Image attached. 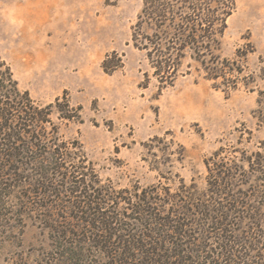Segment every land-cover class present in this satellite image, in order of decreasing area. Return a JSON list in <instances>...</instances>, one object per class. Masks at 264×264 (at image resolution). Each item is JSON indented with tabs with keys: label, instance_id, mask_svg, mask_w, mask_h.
Returning a JSON list of instances; mask_svg holds the SVG:
<instances>
[{
	"label": "rangeland",
	"instance_id": "rangeland-1",
	"mask_svg": "<svg viewBox=\"0 0 264 264\" xmlns=\"http://www.w3.org/2000/svg\"><path fill=\"white\" fill-rule=\"evenodd\" d=\"M234 2L220 66L207 72L187 57L168 85L133 45L143 0H0V58L21 92L41 107L53 105L58 137L86 159L81 166L69 155L46 179L23 165L5 177L0 264H68L61 245L84 249L87 264H121L89 244L79 202L94 191L117 193L105 206L124 215L127 232L108 239L116 248L142 229L127 219L133 195L159 205L207 193L210 160L237 169L232 189L241 207H231L227 232L207 235L210 241L200 227L188 230V240L177 237L182 257L264 264V0ZM64 99L79 110L71 121L62 118ZM49 166L37 165L41 172ZM78 170L85 177L73 179ZM160 212L167 217L168 210Z\"/></svg>",
	"mask_w": 264,
	"mask_h": 264
},
{
	"label": "trees",
	"instance_id": "trees-1",
	"mask_svg": "<svg viewBox=\"0 0 264 264\" xmlns=\"http://www.w3.org/2000/svg\"><path fill=\"white\" fill-rule=\"evenodd\" d=\"M234 10V0H143L141 13L133 28V45L146 53L155 76L163 84H173L187 57L200 63L207 72H213V66H220L221 58L218 53L227 30V21ZM208 76L212 78L213 75L209 73ZM64 100L67 115L62 118L71 121L78 117L79 110L72 109ZM56 107L62 116L64 111L60 110V100L56 102ZM53 108V105L41 107L31 99L29 93L21 92L9 66L0 58V222H4L7 213L8 184L5 177L17 174L19 166L32 169L36 167L40 172L37 174L46 179L51 171L67 164L66 157L69 155L76 157L81 166L86 161L81 150L76 152L58 137L56 127L50 120ZM46 162L50 165V171L41 172L37 165ZM220 163L210 160L206 164L209 173L207 193L193 191L187 197L184 195L187 203L183 197L177 201L178 196H175L157 205L149 195H133V203L131 200L127 203L131 207L127 219L134 218L136 226L142 229L137 238L122 241L116 248H112L108 239H121L117 234L127 232V227L119 219L124 215L115 216L105 212V206L107 202L114 203L119 199L117 193L114 198L111 195L113 193L107 191H94L88 198L84 195L86 202L79 203L85 207L81 209L78 206L77 209L81 217L79 220L82 219L83 222L85 219L89 226V244L92 242L93 248L108 253L110 258H116V263L121 264H130L132 260L139 264H212L211 260L204 257H197L195 261L182 257L184 252L178 249L180 246L177 237L182 240L190 239L187 232L195 227L201 228V235H205V240L208 241L211 239L207 235L227 232L230 218L236 215L231 207L240 208L239 201L242 197L232 189L235 178L238 181L237 169L227 168ZM242 174L241 171L239 177ZM71 177L82 179L85 175L78 170ZM166 210L167 217L160 219V211ZM169 234L173 236H167ZM147 241L150 244H145ZM201 241H198V245H201ZM163 243L169 248L158 247V244ZM61 249L62 257L68 264H87L89 261L84 259L88 257L83 252L84 249L66 245H61ZM196 254L197 252L191 251V255Z\"/></svg>",
	"mask_w": 264,
	"mask_h": 264
}]
</instances>
